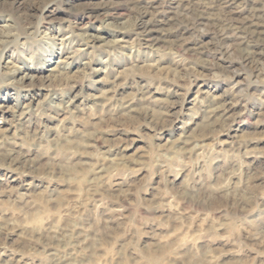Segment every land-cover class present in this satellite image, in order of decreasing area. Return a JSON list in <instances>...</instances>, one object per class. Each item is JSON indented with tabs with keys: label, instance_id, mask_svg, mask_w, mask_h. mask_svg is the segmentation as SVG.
I'll return each mask as SVG.
<instances>
[{
	"label": "rangeland",
	"instance_id": "obj_1",
	"mask_svg": "<svg viewBox=\"0 0 264 264\" xmlns=\"http://www.w3.org/2000/svg\"><path fill=\"white\" fill-rule=\"evenodd\" d=\"M96 3L65 0L51 22L65 27L75 23L86 39L96 43L122 40L132 45L138 40L139 51L123 47L126 55L111 59L98 52L91 63L95 71L85 66L87 56L73 62L69 78L80 79L91 71L96 83L85 80L83 92L97 98H80L77 85V98L70 104L76 119L84 120L86 112L103 105L105 93L115 96L112 104L138 95L134 85L146 88L153 100L165 99L161 90L165 88L172 90L167 94L172 100L184 93L186 85L177 81L175 48L168 46L193 34L182 23L188 18L201 31L183 45L184 55L201 45L219 49L214 58L200 54L196 82L184 99L187 111L199 97L204 113L187 133L180 131L163 141L171 143L176 154L186 152L183 169L153 165L151 144L135 139V133L121 136L103 131L109 120L134 118L135 112L127 109L113 115L111 105L103 112L96 108L91 123L101 128V134L95 139L83 135L82 123H76L73 131L68 113L60 110L49 115L50 109H42L32 117L38 123L18 125L19 132L9 126L11 112L0 113V128L9 136L35 134L45 145L56 146L48 153L53 159L41 161L46 176L18 177L15 171L0 168V177L7 180V184L0 180V264H129L130 257H135V264H171L174 258L179 264H264V0H243L239 11L231 0H139L143 14L136 32L119 28L129 12L126 5L117 6L121 20L101 27L99 20L92 19L103 11L91 7ZM80 6H86L87 14L73 10ZM145 22L148 33L140 29ZM218 30L225 34L217 36ZM85 51L90 53L91 47ZM208 60L218 68L204 67ZM214 72L221 78H210ZM36 91L44 95L33 94L24 103L37 106L47 98L46 89ZM237 93L247 97L246 104L233 103L239 99ZM13 102L7 95L0 98L5 107ZM225 105H230L224 112L230 123L221 126L224 130L215 141L200 140L199 130L208 125L210 116L220 118V111L214 110ZM181 137H186L184 147H175ZM128 138L134 140L132 147H109L110 141ZM146 149V156L139 155ZM200 176L205 180L197 183ZM17 188L26 199L17 197L13 191ZM156 248L163 255L158 257Z\"/></svg>",
	"mask_w": 264,
	"mask_h": 264
},
{
	"label": "clouds",
	"instance_id": "obj_2",
	"mask_svg": "<svg viewBox=\"0 0 264 264\" xmlns=\"http://www.w3.org/2000/svg\"><path fill=\"white\" fill-rule=\"evenodd\" d=\"M197 2L203 3L204 0H197ZM231 2L235 4V11L241 10L243 0L239 4H236L235 0H231ZM64 3L65 0H0V98L7 95L14 101L9 107L0 104V113L11 112L9 126L16 128L19 132L21 128H18V125L38 123V121H33L32 117L39 116L42 109L48 108L50 111L46 114L49 115L57 110L67 112V119L73 122V131H76V123H82L85 126L83 135L95 139L97 135L101 134V128H93L91 123L96 115L95 109L98 108L99 111L103 112L104 108L111 105L110 111L113 115L118 109H127L128 113L135 112V116L133 118L132 115H126L124 118L109 120L107 126L103 127L104 132L113 135L119 133L121 136L135 133V139L144 138L146 144H151V163L153 165L168 164L183 169V160L187 159L186 152L176 154L173 151L174 146L171 143L164 145L163 141L166 137L174 138L180 131L187 133L189 128L196 123L197 117L204 113V108L201 107L203 101L199 97L193 102L191 110L187 111L184 108V99L196 82V69L201 67L200 54L207 52L210 58H214L215 52L219 49L213 50L207 45H201L194 52L190 50V55L185 56L183 45L194 39L195 35L201 31L199 26L191 22V18H188V21L182 23L184 26L192 28L193 34L173 41L168 46L175 48V58L179 60L180 67L177 81L186 85L184 93L176 100H172L167 98V94H171L172 90L165 88L161 89L166 93L165 99L153 100L147 94L146 88L134 85L135 93L138 95L134 94L127 97L124 102L112 104L115 96L109 97L105 93V103L94 106L91 113H85L84 120H79L76 119L75 113L70 110V104L77 98L74 95L77 85L80 86V98L97 99L96 97L85 96L83 92L86 86L85 80L89 81L91 85L96 83L92 80L91 71H95V69H91V63L98 58L97 53L106 52L108 58L111 59L117 54L126 55L121 51L123 47H131L133 52H138L139 41L137 40L132 45H128L122 40H116L112 43L106 41L96 43L86 39L83 36V29L75 23L68 22L67 27L63 23L56 25L51 22V17L57 9L63 8ZM118 5H126L129 9L127 18L122 20L119 25L120 30L136 32L140 17L143 14L138 10L140 7L139 0H98V3L91 5V7L103 9V11L93 16L92 19L99 20L101 27H105L113 21L121 20L116 14ZM204 7L208 8L211 5L205 4ZM73 10L87 14L86 6H80ZM144 27H147V22H145ZM224 34L223 31L218 30L216 32L219 37ZM139 35L140 33H137V36ZM78 43L83 47L77 46ZM88 47H91L90 53L85 51ZM85 56L88 57L85 66L91 71L85 73L80 79L69 78L73 62L84 60ZM130 58L135 63V58ZM107 62V60L104 61L105 64ZM203 66L218 68V65L211 63V60L204 61ZM52 69L54 71H50ZM128 75L131 76L133 73L129 71ZM210 78L219 79L221 77L214 72ZM37 89H46L47 98L37 106L31 102L24 103L33 94L36 96L44 95L43 92L36 91ZM114 91L115 89H113V93ZM236 95L239 96V99L234 98L233 103L239 104L242 101L247 103V97L241 93ZM205 98L207 99V97ZM57 100L59 103H56ZM134 103L139 104L140 107L137 109L130 108L129 106ZM228 107L230 105H225L223 110H214L220 111V118L209 117L208 125L199 130L200 140L208 137H211L213 141L216 140V137L224 130L221 126L226 127L230 123L224 116ZM172 109H176V111L173 112ZM2 120L3 117L0 116V122ZM62 128L61 125L60 129ZM145 128L149 131H145ZM185 138L181 137L175 147H184ZM155 142H159L162 146L157 147ZM108 143L110 148H117L121 145L132 147L134 140L132 138L117 139ZM191 143L192 141L189 142V146ZM55 147L54 143L45 145L42 138L35 136V134L27 138L16 134L9 136L6 129L0 128V168L6 169L8 172L15 171L18 177L26 175L46 176L48 173L42 170L40 164L45 157L53 159V157L48 156V153L54 151ZM205 151L209 150L206 148ZM147 153L148 149L139 155L146 156ZM57 158H59V151ZM0 180H5V184H7L5 177H0ZM204 180L205 177L200 176V180L196 182L199 183ZM13 191L19 199H26L20 195L19 188ZM27 203L30 204L31 201H27ZM3 240L4 246L7 247V235L3 237ZM154 251L158 257L163 255L160 248H156ZM129 264H135V257H130ZM171 264H179L178 258L172 259Z\"/></svg>",
	"mask_w": 264,
	"mask_h": 264
},
{
	"label": "bare ground",
	"instance_id": "obj_3",
	"mask_svg": "<svg viewBox=\"0 0 264 264\" xmlns=\"http://www.w3.org/2000/svg\"><path fill=\"white\" fill-rule=\"evenodd\" d=\"M144 12H146V11H144ZM144 24H145V23H142V24H141L140 29H142L143 31H146V32L148 33L149 30H147V29H148V27H149V23L147 24V27H146V28L144 27ZM147 37H148V36H146V38H147ZM146 38H145V40L148 41L149 39H146ZM152 42H153V41H152Z\"/></svg>",
	"mask_w": 264,
	"mask_h": 264
}]
</instances>
